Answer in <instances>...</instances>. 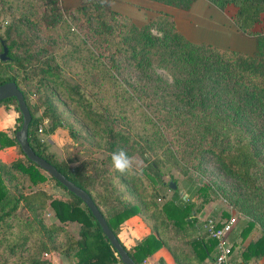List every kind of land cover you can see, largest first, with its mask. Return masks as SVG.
Instances as JSON below:
<instances>
[{"label": "trees", "instance_id": "obj_1", "mask_svg": "<svg viewBox=\"0 0 264 264\" xmlns=\"http://www.w3.org/2000/svg\"><path fill=\"white\" fill-rule=\"evenodd\" d=\"M47 1L50 8L45 7L37 17L21 12L7 25L4 35H0L1 49H7V59L0 61V86L16 84L32 118L28 130L31 148L91 197L135 264H143L164 247L169 249L158 238V223L167 227L172 222L173 229L187 238H190L188 231L196 228L192 226L193 204L177 191L165 205H148L153 214L148 218L143 216L141 207L128 200L117 181L120 173L111 167V154L120 149L126 151L125 145L134 143L146 164L145 177L154 184L157 182L155 178L161 174L166 150L161 148L153 159L145 150H152L155 144L140 135L138 140L131 132L136 124L143 125L144 131L149 118L159 125L162 136L166 135L168 124L173 125V154L169 156L170 159L173 156V165L189 164L196 169L212 160L223 175L244 188L245 201L254 215L258 209L264 216V34L256 37L255 54L249 55L212 44L189 42L166 15L136 26L128 17L110 10L107 0H79L80 6L63 18L59 0ZM151 1L185 11L195 2ZM206 1L221 9L235 6L234 22L244 34L251 33L264 13V0ZM69 19L79 22V32L73 34L80 40L78 45L65 50L62 46L44 48L41 45L44 40L52 45L66 40L65 35L64 38L57 33L46 35L49 27L43 30L44 23L56 24L60 20L65 23ZM153 23L160 26L157 31L161 35L152 32ZM87 44L96 60L89 67L81 63V69L74 71L76 82L71 83L60 60L84 54L86 51L81 47ZM91 60L88 58L87 63ZM157 70L165 71L170 80ZM50 86L60 87L104 134L102 149L109 157L98 169L87 164L72 168L49 153L46 142L38 136L44 119L51 122L44 134L65 123L69 126L57 112ZM32 88L39 95V105L30 102ZM10 106L19 115L18 126L12 133L0 131V150L15 147L20 158L11 164L0 162V264H55L54 255L74 264H122L82 201L25 157L15 139V132L22 124L17 102L10 99L0 103L7 111ZM40 107L43 112L36 116ZM163 109L164 115L158 116ZM138 112L147 120H135ZM46 181L61 187L68 197L41 189L28 190ZM49 210L58 223L45 219ZM138 215L146 220L150 233L135 246L126 248L118 237L121 225ZM71 224L79 227L76 235L67 228ZM254 226L253 221H247L241 228V243ZM197 228L198 235L191 241L194 251L204 257L211 255L216 242L200 233L201 224ZM242 250L245 262L263 257L264 236H254Z\"/></svg>", "mask_w": 264, "mask_h": 264}, {"label": "rangeland", "instance_id": "obj_2", "mask_svg": "<svg viewBox=\"0 0 264 264\" xmlns=\"http://www.w3.org/2000/svg\"><path fill=\"white\" fill-rule=\"evenodd\" d=\"M110 1L111 0H107L110 10L112 9L117 12L111 6ZM114 2L120 3L121 0H115ZM141 2H145L146 5L140 4L139 9H137L135 14L133 16L131 15V17L119 12L117 13L128 17L136 26H143L166 15L168 21H170V18L174 21L175 29L181 33L187 41L192 43L212 44L217 47L253 55L256 51V37L264 34V13L261 16V22L255 25L251 33L244 34L234 22L236 7L233 5H227L221 9L206 0H195L191 8L185 11L151 0ZM58 5H60L59 10L61 15L63 18H66L70 10L80 6V2L79 0H59ZM45 7H51L47 0H0L1 37L4 35L7 25H9L13 18H17L21 12L25 14L27 11L34 14V17H37L39 14L43 13ZM78 23L79 22L71 21L70 19L65 23H62V20L56 24L48 25V23H44L43 30H45V26L49 27V31H45L46 35L57 33L63 38L65 35L66 40H64L63 43L54 45L44 40L41 45L46 49H53L59 46H62L64 50L73 48L80 42L78 38L73 36L74 33L76 34V32H79ZM53 25H55L54 29L57 30L55 33L52 30ZM153 25L152 32L156 35H161L157 31V28L160 26L156 23H153ZM21 31L24 30L22 29ZM70 31L71 34L68 35ZM89 45L90 44H87L81 47L86 51L84 54L72 57L67 56L66 59L60 60V63L64 64V69L68 72L66 77H68L71 83L76 82L74 71H79V69H81V63L89 67L95 59L92 48ZM61 51L63 50L59 52ZM2 52L3 50L0 47V54ZM83 57L85 59L84 61H82ZM88 58L92 59L89 63H87ZM157 71L164 74L167 80H170V77L165 71ZM122 73L125 76L129 75L127 71H122ZM50 87L57 112L66 119L69 126L65 123L63 127H57L52 133L44 134V131H47L51 125L49 119H44L39 127L41 128V132L38 131V136L46 142L49 153L66 161L72 168L87 164L98 169L109 157L108 153L102 149L104 134L99 129V126L93 125L86 118L82 109L69 99V96L65 95L60 87ZM86 97L88 96L86 95ZM30 102L33 105H39V95L36 94L33 88L30 94ZM94 105L98 107L97 104ZM42 112L43 107H40L36 116H39ZM6 113L7 110L4 108L3 110L2 108L0 109V115ZM164 113L165 110L163 109L158 116H163ZM18 116L17 113V118ZM134 119L141 121L147 120L141 112H138ZM148 121L150 122L144 131H142L143 125L136 124L132 126L131 132L137 135L136 138L138 140H140V136H142L143 139L147 138L155 144L152 150H145L152 155L153 159L156 158L155 153L161 148L166 150L167 154L162 161L164 166L161 168L159 179L155 178L157 182L154 184L149 178L145 177L144 172L146 164L134 143L127 144L124 147L129 155L133 157V171L120 174L119 177H117V181L121 183L128 200L141 207L143 216L145 215L146 218H148V216L153 214V212L151 213L152 208L148 205L152 203H156L158 207L165 205L173 199V193L177 191L180 195H184L185 199H188V203L193 204L191 214L194 221L192 223L193 227L201 224L203 220L210 217L225 220L233 216L237 222H239V232H241L242 227L246 226L247 221H253L255 226L248 237L264 236V216L258 209H255L256 214L254 215L248 201H245L244 188L239 183L223 175L212 160L201 163L196 169L191 168L188 163L187 166L181 164H179L180 166L173 165V156L171 159L169 158V156L173 154V125L168 124L166 135L162 136L160 135L161 129L159 125L153 123V120L150 118ZM16 124L18 126V122H16ZM17 126L15 125V127ZM149 173L151 176L155 177L154 173ZM25 180V186H28L29 181L26 177ZM170 182L175 184V190L170 189ZM200 188H203V190H198ZM32 189L45 190L52 195L63 198L68 197L61 187L51 181L32 186L31 189L28 190ZM224 214H228V217L225 218ZM44 217L48 222L58 223L51 210L45 213ZM161 217L164 218L165 214H161ZM144 221L146 222V220ZM163 227L164 229L160 230ZM67 228L74 235L78 233L79 227L77 224H71ZM125 229L126 228L123 227L121 232H124ZM158 229L160 233L158 234V238L166 243L173 254L174 239L182 238L184 234L182 235L178 230L175 231L172 222L167 227L158 223ZM189 235L191 234L189 233ZM134 239H137V237ZM53 261L55 264H74L58 255L53 256Z\"/></svg>", "mask_w": 264, "mask_h": 264}, {"label": "crops", "instance_id": "obj_3", "mask_svg": "<svg viewBox=\"0 0 264 264\" xmlns=\"http://www.w3.org/2000/svg\"><path fill=\"white\" fill-rule=\"evenodd\" d=\"M114 1L115 0L110 1L114 10L130 17L135 14L137 9H139L140 4L146 5L145 2H141L145 0H121L120 3H115ZM1 108L3 110L4 107H0V109ZM16 120L17 113L13 107L10 106L6 114L0 115V131L11 133L15 129ZM18 158H20V156L15 147H7L0 150V162L4 164H11ZM188 221H190V219H188ZM199 225H196L195 229L188 231V233L191 234L190 238L184 236L182 238L174 239L173 254L169 249L164 247L151 257L145 259L143 264H213L214 250L211 255L207 254V256L204 257L201 253H196L191 245V241L196 239V235H198L197 227ZM123 227L126 229L124 232H121ZM121 229L118 237L126 248L135 246L150 233L149 227L139 215L129 217L121 225ZM238 229L239 228L236 224L235 229L229 236V241L233 246V264H264V256L257 259L252 258L247 262L242 259V247H245L249 243L251 237L246 238V240L241 243V239L239 238L240 232ZM135 237H137V239H134Z\"/></svg>", "mask_w": 264, "mask_h": 264}, {"label": "water", "instance_id": "obj_4", "mask_svg": "<svg viewBox=\"0 0 264 264\" xmlns=\"http://www.w3.org/2000/svg\"><path fill=\"white\" fill-rule=\"evenodd\" d=\"M7 59V49L3 48V52L0 54V61L4 62ZM15 99L18 106V111L22 117V124L20 128L15 132V139L25 155V157L35 164L41 171L47 173L50 177L55 179L60 185H62L68 192L78 197L82 203L90 211L98 225L100 226L103 235L107 238L110 245L116 251L122 264H135V262L129 257L126 250L119 243L102 214L92 201L91 197L82 189L77 187L74 183L70 182L64 175L56 170L50 163L43 158L39 157L31 148L28 141V130L31 123V114L26 106L22 93L18 90L15 83H5L0 86V103L5 100ZM169 187L172 190L176 189L173 182L169 183Z\"/></svg>", "mask_w": 264, "mask_h": 264}, {"label": "built area", "instance_id": "obj_5", "mask_svg": "<svg viewBox=\"0 0 264 264\" xmlns=\"http://www.w3.org/2000/svg\"><path fill=\"white\" fill-rule=\"evenodd\" d=\"M236 224L237 220L233 216L225 220L210 217L202 221L201 233L216 242L213 264H233V246L229 236Z\"/></svg>", "mask_w": 264, "mask_h": 264}, {"label": "clouds", "instance_id": "obj_6", "mask_svg": "<svg viewBox=\"0 0 264 264\" xmlns=\"http://www.w3.org/2000/svg\"><path fill=\"white\" fill-rule=\"evenodd\" d=\"M111 163L114 171L120 174L133 171V157L129 156L128 153L123 149L111 154Z\"/></svg>", "mask_w": 264, "mask_h": 264}]
</instances>
